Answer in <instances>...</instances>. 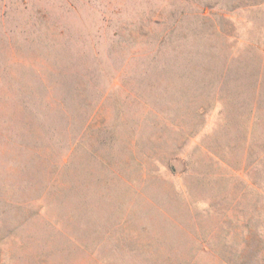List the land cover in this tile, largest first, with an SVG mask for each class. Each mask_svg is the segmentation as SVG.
Masks as SVG:
<instances>
[{"label": "rangeland", "instance_id": "rangeland-1", "mask_svg": "<svg viewBox=\"0 0 264 264\" xmlns=\"http://www.w3.org/2000/svg\"><path fill=\"white\" fill-rule=\"evenodd\" d=\"M0 264H264V0H0Z\"/></svg>", "mask_w": 264, "mask_h": 264}]
</instances>
